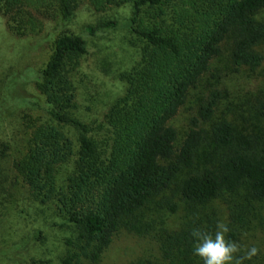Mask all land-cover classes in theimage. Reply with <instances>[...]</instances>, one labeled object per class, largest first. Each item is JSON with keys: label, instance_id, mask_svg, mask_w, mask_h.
Wrapping results in <instances>:
<instances>
[{"label": "trees", "instance_id": "1", "mask_svg": "<svg viewBox=\"0 0 264 264\" xmlns=\"http://www.w3.org/2000/svg\"><path fill=\"white\" fill-rule=\"evenodd\" d=\"M80 1L0 0V15L13 35L25 37L49 21L68 23ZM84 1L96 11L132 3L130 31L139 58L119 75L124 94L112 101L95 128L75 115L74 76L87 53L86 41L72 33L53 41L47 62L33 79L46 118L24 119L26 138L11 160L13 174L26 188L20 212L30 229L21 244L12 243L8 258L18 260L26 237L44 244L48 230H58L65 233L60 240L66 247L58 264L95 263L119 231L144 236L153 229V221H144L141 214L156 199L158 207L175 213L178 205L165 196L174 191L190 215L178 230L160 237L161 262L156 264H196L190 233L195 228L210 231L213 223L207 219L208 227H203L194 215L198 206L227 195L228 236L235 240L233 225L244 220L241 215L253 203L264 201V140H241L229 121L214 119L219 91L200 102L178 147L169 121L220 57L223 45H228V63L235 72L258 69L264 0ZM254 113L264 121V92L254 102ZM207 141L212 149L200 163ZM9 143H0L2 158L8 156Z\"/></svg>", "mask_w": 264, "mask_h": 264}, {"label": "rangeland", "instance_id": "2", "mask_svg": "<svg viewBox=\"0 0 264 264\" xmlns=\"http://www.w3.org/2000/svg\"><path fill=\"white\" fill-rule=\"evenodd\" d=\"M133 16L132 3L111 5L103 11H96L81 0L68 23L63 25L49 21L40 32L17 37L7 29L0 15V115L3 111L5 113L4 109L8 110L4 118L6 121L2 122L0 143L2 140L10 142L8 156H0V264H58L59 256L66 252L60 240L65 233L48 230L44 244L27 240L28 236L22 244L18 260L8 258L13 250L12 243L21 244L30 229L28 218L24 220L25 213L20 212L24 209L23 193L26 188L13 174L11 160L20 152L26 138L24 119L46 118L39 110L40 105L44 106L43 98L35 90L33 79L47 62L53 41L62 33L79 35L86 41L87 53L79 60L74 76L75 115L79 121L96 128L112 101L124 94L125 83L119 75L129 70L139 58L135 35L130 31ZM260 17H264V12ZM107 22H115L116 26L106 28L104 25ZM88 27H92L94 32L89 33ZM259 52L263 61L258 69L235 72L228 63V45H223L220 57L211 62L209 71L189 91L184 105L169 121L177 133V147L189 130V121L196 116L198 105L211 91H219L222 95L214 119L229 121L241 140L258 143L264 140V121L254 113V102L264 92V47L259 48ZM31 103L38 104L33 107ZM201 127L207 129L204 124ZM5 134L8 136L3 138ZM70 135L73 138L74 133ZM211 149L209 141L204 143L200 149V163L204 161L202 154L209 155ZM165 196L178 205L175 213L158 207L159 198L156 199L141 214L144 221H153L150 232L137 236L121 230L111 239L97 262L83 264L160 263L158 240L164 232L178 230L185 216L190 215L189 208L178 200L174 191ZM225 196L194 210L197 219L204 222L203 227H208L207 219L213 222L209 225L210 233H215L218 222L230 223ZM15 202H19V208H16ZM251 206L253 209L249 213L244 211L241 215L244 220L233 225L237 238L233 240L227 233L226 239L241 245L242 251L238 255H243V250L253 245L260 249L259 255L250 261L245 260L244 264H264V201ZM196 264H203V261L197 258Z\"/></svg>", "mask_w": 264, "mask_h": 264}, {"label": "clouds", "instance_id": "3", "mask_svg": "<svg viewBox=\"0 0 264 264\" xmlns=\"http://www.w3.org/2000/svg\"><path fill=\"white\" fill-rule=\"evenodd\" d=\"M230 229L228 224L220 221L216 224L215 233L202 228H195L190 235L193 238V255L200 258L203 264H244L245 260H252L259 255L260 249L251 246L238 255L242 247L236 241L226 239Z\"/></svg>", "mask_w": 264, "mask_h": 264}]
</instances>
